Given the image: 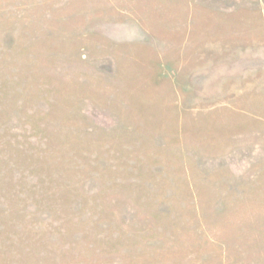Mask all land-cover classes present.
I'll use <instances>...</instances> for the list:
<instances>
[{
	"label": "rangeland",
	"instance_id": "obj_1",
	"mask_svg": "<svg viewBox=\"0 0 264 264\" xmlns=\"http://www.w3.org/2000/svg\"><path fill=\"white\" fill-rule=\"evenodd\" d=\"M0 264H264V0H0Z\"/></svg>",
	"mask_w": 264,
	"mask_h": 264
}]
</instances>
